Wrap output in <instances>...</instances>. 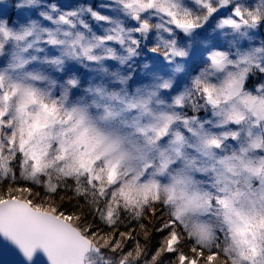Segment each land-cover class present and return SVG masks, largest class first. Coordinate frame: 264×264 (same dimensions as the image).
<instances>
[{"label":"snow or ice","instance_id":"snow-or-ice-1","mask_svg":"<svg viewBox=\"0 0 264 264\" xmlns=\"http://www.w3.org/2000/svg\"><path fill=\"white\" fill-rule=\"evenodd\" d=\"M98 8L0 7V253L264 264V0Z\"/></svg>","mask_w":264,"mask_h":264},{"label":"rangeland","instance_id":"rangeland-1","mask_svg":"<svg viewBox=\"0 0 264 264\" xmlns=\"http://www.w3.org/2000/svg\"><path fill=\"white\" fill-rule=\"evenodd\" d=\"M52 2H56L58 4L65 6H78L81 4H86V5L96 6L98 8V6L101 3L105 2V0H52ZM13 4H14V0H0V7H6ZM98 10L102 12L104 11L103 9H99V8ZM7 18H8L7 16L4 17V19ZM260 38H264V37H260Z\"/></svg>","mask_w":264,"mask_h":264},{"label":"water","instance_id":"water-1","mask_svg":"<svg viewBox=\"0 0 264 264\" xmlns=\"http://www.w3.org/2000/svg\"><path fill=\"white\" fill-rule=\"evenodd\" d=\"M17 259L18 258L10 252L0 253V261H3V264H16Z\"/></svg>","mask_w":264,"mask_h":264}]
</instances>
